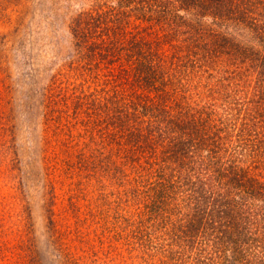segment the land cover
<instances>
[{
  "label": "rangeland",
  "instance_id": "obj_1",
  "mask_svg": "<svg viewBox=\"0 0 264 264\" xmlns=\"http://www.w3.org/2000/svg\"><path fill=\"white\" fill-rule=\"evenodd\" d=\"M110 1L0 0V264H234L238 251L232 243L224 244L220 253L201 250L203 232H192L194 244L184 234L177 242L169 241L170 236L160 240L158 248V242L149 244L146 231L136 227L156 216L163 219V210L156 212L149 199L147 206L144 192L135 194L133 203L127 194L147 191L155 181L151 174L144 182L146 171L141 168L163 154L164 146L153 140L162 139L166 118L160 109L156 117L137 114L138 95L151 93L133 76L130 62L135 56L129 52L128 37L151 31L147 39L155 40L153 56L170 63L161 79L169 84L174 79L175 90L180 63L185 74L193 64L181 58L185 34L176 22L161 20L165 26L158 29L141 5L136 3L139 9H134L135 4H126L117 11L115 2L109 9ZM106 10L110 15L100 13ZM122 10L127 15L118 13ZM113 14L116 21L110 18ZM197 20L203 26L213 21L208 13ZM216 29L225 32L224 27ZM260 39L264 41V35ZM200 71L189 88L199 84L200 96L207 101L212 97L207 87L236 96L243 88L250 95L259 83L253 77L264 79L259 73L248 85H228L217 81L231 77V70L213 71L210 78V70ZM211 105L225 106V117L233 110L230 102L213 97ZM215 113L209 122L218 130ZM161 119L164 122L155 126ZM147 124L158 130L148 149L140 151ZM238 131H229V143ZM263 132L258 129L254 141ZM125 154L135 158L136 172L125 167L122 174L107 172L108 163L117 165ZM110 181L115 187L109 196ZM174 220L171 214L164 222ZM247 253L250 261L235 264H263L254 260L262 257L259 250Z\"/></svg>",
  "mask_w": 264,
  "mask_h": 264
},
{
  "label": "trees",
  "instance_id": "obj_2",
  "mask_svg": "<svg viewBox=\"0 0 264 264\" xmlns=\"http://www.w3.org/2000/svg\"><path fill=\"white\" fill-rule=\"evenodd\" d=\"M152 2L153 6L150 4ZM136 3L153 16L158 29L165 26L159 22L166 20L176 22L184 30L181 58H190V64L196 67L187 65L190 71L185 74L183 61L180 63L177 93L174 79L169 80L170 84L161 79L164 68L169 67L170 63L161 55L153 56L151 42L155 40L147 39L151 31L148 34L140 29L137 35L128 37L129 52L135 56V61H129L134 64L133 76L138 78V85L145 86L146 92L151 93L149 96L138 95L134 103L137 114L156 117L160 114L156 111L160 109L166 118L162 139L153 140L155 144L164 146L161 149L163 154L156 161L148 162V167L141 168L146 171L144 182L150 180L151 174L155 181L147 191L133 189L130 195L127 194V201L133 203L134 195L144 192V200L147 202L149 199L155 204L156 212L163 210V219L155 215L157 218L150 219L151 222L145 221L147 225L143 222L136 224V227L146 231L145 238L149 244L158 242L155 245L158 248L160 240L164 241L170 236L169 241L177 242L184 234H189L187 242L194 244V234L200 233L202 236L203 232L201 250L220 253L224 244L232 243L238 251L234 264L242 259L250 261L247 252L256 249L262 257H255L257 259L254 260L264 264V172H261L264 169V132L258 142L254 141L259 135L258 129L264 130V79L261 82L253 77L264 73V49H261L263 46L260 42L261 35H264V0H249L247 3L244 0H113L108 5L112 10L113 5L116 6L117 11L126 4H135L134 9H139ZM259 5L262 8L256 10ZM109 11L100 13L106 15ZM124 12L118 13L127 15ZM205 12L213 20L208 26L199 24L197 20ZM116 14L110 18L117 19L114 18ZM198 14L200 16L197 17ZM219 26L224 27L225 32L219 33L216 29ZM200 69L204 73L210 70L207 74L209 78L213 77V71L224 74L226 69L231 70L232 76L221 77L217 81L219 83L227 81L228 85H248L252 77L259 83L250 95L243 93V88L236 96L207 87V95L212 96L213 100L230 102L233 110L227 112L229 116L225 117V106L214 107L211 105L212 97L207 101L200 96L203 93L199 84L197 88H189V85L197 82L194 78L198 79ZM169 101L173 102L166 103ZM218 110L220 113H215ZM213 113L217 126L220 124L218 130H214L209 122ZM161 121L164 122L161 119L155 121L154 125H161ZM154 125H145L142 137L147 140L143 146L138 145L140 151L148 149L152 134L157 133L158 127ZM234 128H239V131L233 135V143H229L231 139L228 140L226 136ZM221 130L225 137L221 135ZM136 148L133 146L134 151ZM122 167L136 172L135 158L125 154L117 165L110 161L107 172L122 174ZM108 186L110 196L114 194L110 189L115 185L110 181ZM160 204H167L168 207H160ZM171 214L175 220L164 222ZM136 215L139 217V211Z\"/></svg>",
  "mask_w": 264,
  "mask_h": 264
}]
</instances>
